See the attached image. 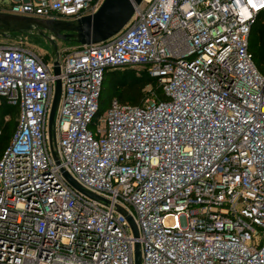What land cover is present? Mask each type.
Segmentation results:
<instances>
[{"label": "built area", "instance_id": "2783aa9c", "mask_svg": "<svg viewBox=\"0 0 264 264\" xmlns=\"http://www.w3.org/2000/svg\"><path fill=\"white\" fill-rule=\"evenodd\" d=\"M103 1L9 0L0 13L75 21ZM258 20L264 0H143L114 36L50 62L0 44V104L18 117L0 156V264H135L136 244L140 264H264ZM125 68L163 98L150 88L99 112L105 74Z\"/></svg>", "mask_w": 264, "mask_h": 264}, {"label": "water", "instance_id": "95a60500", "mask_svg": "<svg viewBox=\"0 0 264 264\" xmlns=\"http://www.w3.org/2000/svg\"><path fill=\"white\" fill-rule=\"evenodd\" d=\"M143 0H104L99 9L92 15H86L75 21L54 20L47 21L38 18L22 17L0 13V34L29 33L33 30L46 37L57 50L55 40L74 41L79 44H95L107 40L118 33L132 17L135 7ZM44 31L50 33L45 35ZM54 74L58 75L57 62L54 65ZM61 95V81L55 80L53 100L48 118L49 142L53 140V123L55 110ZM68 181L80 189V186L67 173ZM90 194V193H89ZM132 223L134 234L137 230ZM135 264H140L138 244L135 247Z\"/></svg>", "mask_w": 264, "mask_h": 264}, {"label": "rangeland", "instance_id": "374dc122", "mask_svg": "<svg viewBox=\"0 0 264 264\" xmlns=\"http://www.w3.org/2000/svg\"><path fill=\"white\" fill-rule=\"evenodd\" d=\"M0 3L5 4L6 6L9 5V0H0ZM256 28L257 32L256 34L252 35L251 43L253 42H259L264 39V33L259 36L261 33V30L263 31V25L261 23V20H258L256 24L253 27ZM45 35H50L47 31H44ZM57 50H55L51 44V42L41 34H39L37 31L33 30L29 33H11V34H0V44H16V43H23L24 45H27L29 47H32L35 49V51L39 54H41L43 57V60L45 62H50L53 58L54 54L56 52H62L61 54L64 55L65 52L63 50L68 49L74 44L71 41H64V40H55ZM262 53V52H260ZM261 56V55H260ZM262 59V57L260 58ZM258 69L261 72H264V60H262L260 63L256 65ZM130 69V68H129ZM124 70L120 69L119 72H117L115 75H113L111 78H109V81L106 84V89L104 90L100 102L103 106V110H105L110 100L115 97H118L119 91L126 87L130 86L134 82H137V80L140 79L139 76H141L142 73L136 72V70L130 69V70ZM139 77V78H138ZM150 88V86H147L144 88V91L147 92ZM5 116L7 119H5ZM17 109L6 111V113L0 111V156L6 146L8 145L12 134L14 133L16 126H17Z\"/></svg>", "mask_w": 264, "mask_h": 264}, {"label": "trees", "instance_id": "16d2710c", "mask_svg": "<svg viewBox=\"0 0 264 264\" xmlns=\"http://www.w3.org/2000/svg\"><path fill=\"white\" fill-rule=\"evenodd\" d=\"M263 28H264V26H263ZM256 32H257L256 28L255 29L253 28L252 33L256 34ZM252 33H251V38H250V51L252 52L254 62L257 65L262 60H264V39L262 41H259V42L251 43V39H252V35H253ZM263 33H264V29H263V31L261 30V33L259 34V36H261ZM70 41L73 42L74 44H78L77 42H74L72 40H70ZM260 52H262V53H260ZM261 57H262V59H260ZM128 69L129 68H125L124 70H128ZM119 70L120 69H113V70L107 71V73L105 74L100 98H101L104 90L106 89V84L109 81V78H111L113 75H115L117 72H119ZM140 73H142V74H141V76H139L140 79L137 80V82H134L130 86H126L119 91L118 97L116 99H118L121 103L131 104V105L140 104L142 99L146 95L144 88H146L147 86H150V87H152V89H155L158 96L160 98H163V94L161 93L160 87H158L157 80L150 77L145 72H140ZM113 98H115V97H113ZM10 109L14 110L16 108L14 106H10L6 103L0 104V111L6 113V111H9ZM101 111H103V106L101 105V102H100L99 112H101Z\"/></svg>", "mask_w": 264, "mask_h": 264}]
</instances>
